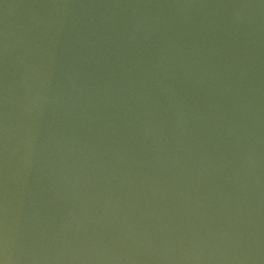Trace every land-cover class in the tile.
<instances>
[{
  "label": "water",
  "instance_id": "obj_1",
  "mask_svg": "<svg viewBox=\"0 0 264 264\" xmlns=\"http://www.w3.org/2000/svg\"><path fill=\"white\" fill-rule=\"evenodd\" d=\"M0 264H264V0H0Z\"/></svg>",
  "mask_w": 264,
  "mask_h": 264
}]
</instances>
